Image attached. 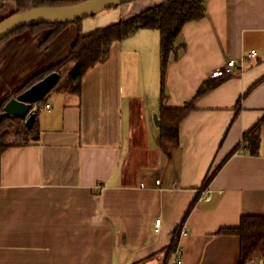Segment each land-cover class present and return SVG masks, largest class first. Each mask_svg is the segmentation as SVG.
<instances>
[{"label":"crops","instance_id":"1","mask_svg":"<svg viewBox=\"0 0 264 264\" xmlns=\"http://www.w3.org/2000/svg\"><path fill=\"white\" fill-rule=\"evenodd\" d=\"M161 1L134 0L67 23L46 48L39 44L48 28L10 35L0 43V102L64 57L78 33ZM204 7L175 39L164 104L181 107L203 83L212 87L180 121L176 141H159L156 29L114 42L79 93L55 87L46 95L37 140L0 154V264H169L177 244L182 264L238 263V237L219 230L264 213V125L258 155L230 154L264 115V0ZM251 49L256 56L241 61ZM229 59L237 62L232 73L213 76ZM73 66H61L60 81Z\"/></svg>","mask_w":264,"mask_h":264},{"label":"trees","instance_id":"2","mask_svg":"<svg viewBox=\"0 0 264 264\" xmlns=\"http://www.w3.org/2000/svg\"><path fill=\"white\" fill-rule=\"evenodd\" d=\"M9 0H0V9ZM14 9L5 17L17 12L25 11L35 7L43 6H62L77 4L86 0H10ZM205 15L204 0H163L157 4L149 6L140 12L120 19L114 23L106 25L86 34L78 33L67 54L56 63L35 73L27 79L21 86L14 89L0 102V111L6 101L18 95L20 92L31 86L36 81L43 78L52 71L59 73L61 66L68 62H73L74 66L66 78L57 82L53 87L57 90H63L70 93H79L80 84L83 75L95 66L97 63L104 61L108 55L111 45L129 36L133 31L140 28L156 29L159 31V54H160V93H159V141L162 147L170 141H176L178 138V125L186 114L194 108L196 100L202 97L211 89L212 85L208 82L203 83L196 91L195 95L181 107H167L164 104L165 79L166 71L171 55H176L177 47L175 39L177 38L182 26L194 20H199ZM1 18L0 20H2ZM67 23L36 24L20 27L3 38L0 43L12 34L21 30L28 29L31 33H36L43 28H48L49 32L44 40L40 43L41 48H46L49 42L60 32ZM264 78V77H263ZM46 97V96H45ZM43 97L37 103V112L42 104L45 103ZM238 107L236 108V112ZM16 121L22 128L23 142L17 144L35 141L38 138V127L36 118L31 126H26L23 119L16 117H7L0 122V154L8 146L12 145L7 142L8 132L6 128L12 121ZM8 124V125H7ZM264 125V115L242 135L241 143L230 153L232 154L238 148L244 149L250 155L256 156L260 147V131ZM229 154V155H230ZM228 155V156H229ZM227 156V157H228ZM226 157V158H227ZM225 158V159H226ZM224 159V160H225ZM224 160L219 163L213 170L205 176L202 187L211 180L213 175L218 171ZM191 207H189L190 209ZM188 209V211H189ZM187 211V212H188ZM186 212V214H187ZM185 214V215H186ZM180 225L176 227V230ZM175 230V231H176ZM219 233L235 235L239 239V260L237 264H248L251 261L264 262V213L263 214H246L241 216L236 226L224 227ZM175 243L168 247V251L174 248ZM129 264H144L142 261L132 262Z\"/></svg>","mask_w":264,"mask_h":264},{"label":"water","instance_id":"3","mask_svg":"<svg viewBox=\"0 0 264 264\" xmlns=\"http://www.w3.org/2000/svg\"><path fill=\"white\" fill-rule=\"evenodd\" d=\"M131 1L134 0H86L72 5L35 7L17 12L0 20V39L20 27L70 23ZM59 78L60 74L52 71L9 98L0 111V122L12 116L23 119L26 126H31L36 118L37 103L53 89ZM154 118L158 124L157 116L154 115Z\"/></svg>","mask_w":264,"mask_h":264},{"label":"built area","instance_id":"4","mask_svg":"<svg viewBox=\"0 0 264 264\" xmlns=\"http://www.w3.org/2000/svg\"><path fill=\"white\" fill-rule=\"evenodd\" d=\"M256 51L254 49H251L247 54L246 56L244 57H241V61H243L244 59H250V58H253L256 56ZM236 60L235 59H229L224 65L214 69L211 73L213 76L215 77H224V76H227L229 74L232 73L234 67H236ZM46 107H48L49 105L46 104L45 105ZM159 181L157 180L156 183H158ZM208 196V195H207ZM159 224H160V219H155L154 221V225H155V231L158 230V227H159ZM180 233L181 234H186L187 233V229L182 226L180 228ZM182 255H181V246L180 244H177L174 251H173V255L171 256V260L169 262V264H182ZM248 264H264V262L262 263H257V262H254V261H251L249 262Z\"/></svg>","mask_w":264,"mask_h":264},{"label":"rangeland","instance_id":"5","mask_svg":"<svg viewBox=\"0 0 264 264\" xmlns=\"http://www.w3.org/2000/svg\"><path fill=\"white\" fill-rule=\"evenodd\" d=\"M13 9H14V5H13L12 1H10V0L7 1L5 3V5H4V7L2 9H0V19L3 18L4 16H6ZM77 21H79V20H77ZM25 30H28V29H25ZM21 31H24V30H21ZM21 31H19V32H21ZM19 32H17V33H19ZM43 40H44V38L41 40V42ZM39 46H40V44H39ZM40 109H41V107H40ZM18 126L20 128H22V126H20V124H18L16 121L13 120L11 122L10 126H8V128H6V130L8 132V136H7V142L8 143L17 144V143L23 142V140H22V132H23V130L19 129Z\"/></svg>","mask_w":264,"mask_h":264}]
</instances>
